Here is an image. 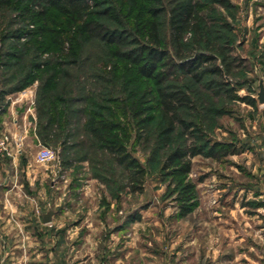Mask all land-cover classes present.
<instances>
[{"label": "rangeland", "instance_id": "obj_1", "mask_svg": "<svg viewBox=\"0 0 264 264\" xmlns=\"http://www.w3.org/2000/svg\"><path fill=\"white\" fill-rule=\"evenodd\" d=\"M170 1L163 2L167 9ZM217 1L200 0L213 40L232 49L236 65L224 81L226 86H217L223 80L212 74L200 84L187 75H178L173 83L193 99L194 106L181 115L195 125L194 135L211 143L232 144L238 152L218 160L193 159L190 179L197 186L199 202L186 217L179 214L177 194L171 180L162 175L161 166L171 150L194 142L190 134L179 128L172 145L162 148L157 144L159 121L145 132L133 133L128 149L146 175L144 192H131L129 171L113 163L87 131L96 106L113 110L116 104L106 100L129 95L122 93V80L114 77L116 61L109 47L98 39L83 42L74 31L63 35L61 47L48 31L34 34L44 19L34 23L24 14L26 1L1 4L0 112L10 105L2 90L17 86L16 81L20 84L29 74L26 82L30 85L13 93V100L24 103V116L36 121L37 125L32 122L39 136L54 99L65 100L59 105L69 124L64 128L68 139L64 141L65 135L56 127L47 136L49 142L40 136L43 145L57 153L50 163L56 167V176L50 174L45 186L35 183L32 190L27 189L32 194L29 198L8 202L33 209L32 214L21 217H32L39 225L27 228L44 256L62 257L64 264H264V105L257 102L253 107L225 93L230 90L240 98H257L259 78L264 80V0ZM122 2L113 0L94 10L102 13L112 7L125 23L128 9ZM42 6L32 11L38 13ZM57 16L49 24L63 30L64 19ZM101 19L118 27L114 20ZM158 21L163 43L174 54L168 11ZM6 63L13 65L7 67ZM23 92L32 96L19 98ZM28 103L32 110L27 109ZM1 115L8 124L13 123L9 112ZM30 145L26 157L40 149L33 140ZM20 182L26 184L27 179L20 178ZM45 188L48 192L43 191L41 197ZM6 201L0 199V205ZM49 211L54 218L43 226V215Z\"/></svg>", "mask_w": 264, "mask_h": 264}, {"label": "trees", "instance_id": "obj_2", "mask_svg": "<svg viewBox=\"0 0 264 264\" xmlns=\"http://www.w3.org/2000/svg\"><path fill=\"white\" fill-rule=\"evenodd\" d=\"M24 1V14H29L34 23L44 19L34 34L48 31L62 47L63 35L67 31H74L83 42L98 39L109 47V53L116 61L114 77L122 80V93L129 95L126 99L106 100L116 104L113 110L102 105L96 106L97 110L89 115L87 131L94 144L106 152L113 163L129 171L127 186L131 192H144L146 175L145 169L128 149L133 133L145 132L159 121L157 144L160 147L169 148L179 128L194 139L187 148L171 150L161 166L162 175L171 180L173 192L177 194L180 216L192 214L199 202L197 186L190 179L193 159L204 156L218 160L238 152L232 144L211 143L203 136H195V125L181 115L183 110L192 108L194 103L183 88L173 83L178 75L190 76L200 84L206 76L212 74L223 80L217 82V86L224 87L236 65L229 45H221L213 40L210 21L202 13L200 0H171L169 9L164 5V0H122L121 5H127L128 9V22L125 23L119 11L112 7H107L102 13L94 10L105 4L111 5L113 0H19V3ZM217 2L224 3L222 0ZM1 4L10 6L13 0H0ZM39 6H42L41 11L34 13L33 8ZM167 11L170 44L174 54L163 43L158 21V17ZM52 12L64 19L63 30L49 24L56 20ZM101 17L114 20L118 27L109 25ZM12 65L5 64L7 67ZM31 75H25L19 80L20 84L16 81L17 86L3 90L2 97L28 88L30 83L26 80ZM12 78V81L16 80ZM225 93L234 100L253 107L257 105L256 99L252 97L240 98L230 90ZM53 102L54 110L47 112L48 118L41 127L40 136L49 142L47 136L56 127L63 133L62 137L65 135V141L69 135H66L64 128L69 124L59 105L65 100L56 97Z\"/></svg>", "mask_w": 264, "mask_h": 264}, {"label": "crops", "instance_id": "obj_3", "mask_svg": "<svg viewBox=\"0 0 264 264\" xmlns=\"http://www.w3.org/2000/svg\"><path fill=\"white\" fill-rule=\"evenodd\" d=\"M15 96V94H7L4 96L5 100L7 99L4 102L10 103V105H8V110L2 108V112H0V122L2 123L0 124V138L6 137L10 144H13L15 139L24 137V149L21 154H15L12 157L0 154V182L2 181L0 183V199H7L4 205H0V264H64L62 257L44 256L42 250L38 248V240L30 234V229L27 226L33 224L35 228H38L39 225L32 221V217L26 220L21 216L32 214L33 209L8 204L11 198H29L32 194L27 193V189L32 190L31 186L35 183H38L40 186H45L44 183L47 182L50 174L53 177L56 176L54 171L56 169L55 165L52 167L50 163V165L45 166L37 164V153H31L26 157V152L31 146L30 142L32 140L38 146L43 145L44 142L40 139L36 121L34 119H28L27 115L26 117L24 116V103L13 100ZM27 107L29 110L33 109L29 103ZM6 112L13 115L12 124L4 121L3 115H1V113L5 114ZM19 115H23L20 120L17 119ZM20 178H26L27 182L25 183L28 185L20 182ZM25 186H27L26 189ZM43 191H45V194L48 192L47 188L40 191L41 197ZM41 224L43 226L46 225L43 219Z\"/></svg>", "mask_w": 264, "mask_h": 264}, {"label": "built area", "instance_id": "obj_4", "mask_svg": "<svg viewBox=\"0 0 264 264\" xmlns=\"http://www.w3.org/2000/svg\"><path fill=\"white\" fill-rule=\"evenodd\" d=\"M19 98L26 97L29 98L28 96H32L31 93L29 92H23V94H19ZM19 102L20 99H17ZM1 110V108H0ZM24 149V137L15 139L13 141V144H10L8 138L6 137H1L0 138V154L8 157H12L15 154H21ZM57 159V153L53 149L45 146V145H40V149L36 154V162L39 165L45 166L48 165L49 163L55 161Z\"/></svg>", "mask_w": 264, "mask_h": 264}, {"label": "water", "instance_id": "obj_5", "mask_svg": "<svg viewBox=\"0 0 264 264\" xmlns=\"http://www.w3.org/2000/svg\"><path fill=\"white\" fill-rule=\"evenodd\" d=\"M257 102L259 105H264V80L262 78H259V91L257 93ZM54 212L49 211L43 216V222L45 224H50L52 222Z\"/></svg>", "mask_w": 264, "mask_h": 264}]
</instances>
